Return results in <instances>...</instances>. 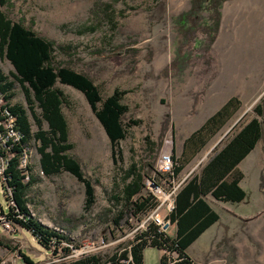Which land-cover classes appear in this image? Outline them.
Segmentation results:
<instances>
[{"label":"rangeland","instance_id":"rangeland-1","mask_svg":"<svg viewBox=\"0 0 264 264\" xmlns=\"http://www.w3.org/2000/svg\"><path fill=\"white\" fill-rule=\"evenodd\" d=\"M95 1L9 0L10 9H6L12 20L38 36L56 44L77 46L75 56L59 57L57 61L90 77L102 95H109L115 88L127 91L122 102L127 107L124 118L140 121V125L127 128L126 139L118 144L120 159L113 157L102 128L81 94L55 84L69 104L61 110L72 146L67 153L78 160L83 174L92 181L94 213L110 206L111 196L120 191L132 166L155 178L154 166L158 167L161 154L170 156L171 148L178 150L188 121L212 113L228 98L235 97L239 109L184 167L177 182L197 172L252 117V109L264 98V0L222 3L217 31L210 37L209 10L190 8V0H129L128 6L139 7L127 11L126 18L119 21L112 47L101 43L98 33L76 36L70 30L88 23ZM94 50L100 52L92 53ZM0 72L11 79L12 68L1 57ZM10 102L26 109L18 85ZM33 150L29 161L37 173L38 156ZM244 174L241 186L246 196L241 203L211 204L218 221L187 249L196 263L264 264V166L259 176L251 169ZM37 180L27 194L32 214L42 225L64 230L68 241H62L57 254L51 255L28 233L0 223V237L8 246H0V264H25L21 255L33 264H62L66 256L79 251L104 261L114 252L125 250L134 233L153 220H159L161 230L173 235L174 228L163 222L168 202L159 196L155 199L148 180L144 182L145 189L159 208L121 230L99 226L94 240L90 237L92 228L85 227L90 224L74 227L64 221L80 216L82 185L64 172L49 178L39 176ZM158 184L168 193L165 182ZM4 205L0 191V206ZM61 248L68 251L62 252ZM143 264H158L155 249H144Z\"/></svg>","mask_w":264,"mask_h":264},{"label":"trees","instance_id":"trees-1","mask_svg":"<svg viewBox=\"0 0 264 264\" xmlns=\"http://www.w3.org/2000/svg\"><path fill=\"white\" fill-rule=\"evenodd\" d=\"M101 1L93 3L87 24L70 30L76 36L98 33L101 36L99 41L112 47L119 21L126 18L127 11H134L139 6H128L129 0ZM225 1L229 0L189 1L190 8L209 10V37L217 31L218 10ZM116 4H120L121 8H115ZM6 9H10L9 0H0V57L8 62L13 71L11 79L0 72V95L5 102L0 112H6L12 119L11 131L17 138L6 140L0 150V157L5 160L0 175V191L5 202L3 208L0 206V223L2 221L11 229L28 233L38 246L53 253L51 255L57 254L59 245L62 241H68V237L61 228L52 229L42 225L32 214L27 194L39 176L49 178L64 172L82 185L81 214L75 219L64 221L74 227L78 224H90L85 227L92 228L90 237L94 240L97 237V227L121 230L153 210L157 202L145 189V180L153 185H158L160 180H166L168 185L169 181H178L184 167L240 107L235 97L228 98L183 140L178 156L174 155L171 148L172 167L168 174H157L153 168L155 178H150L132 166L124 176L120 191L111 196L110 206L94 213L92 181L85 177L78 160L67 153L72 146L68 142L67 126L61 110L69 107V104L67 98L54 86L57 83L81 94L102 128L113 157L120 159L118 144L126 139L127 128L140 125V121L124 118L127 107L122 102L127 91L115 88L109 95H102L90 77L57 61L59 57L69 59L75 56L77 46L69 43L56 44L38 36L31 28L25 27L18 20H12ZM99 52L100 50L92 51L96 54ZM16 85L21 88L26 109L10 102ZM0 117L6 119L4 113ZM32 125L35 128L33 131ZM263 127L264 98L252 109V117L241 124L197 172L191 173L180 183L172 198V208L163 217V222L174 228L172 236L150 221L134 233L122 252H114L104 261L85 253L68 264H143L145 248L157 251L158 264H198L187 254V249L218 221L217 213L210 207L211 200L237 204L244 199L245 193L238 185L242 175L236 166L252 151L261 138ZM32 149L38 156L37 173H34L29 161ZM23 155L26 163L21 167L19 163ZM0 246L8 248L2 237ZM60 250L65 253L68 251L66 248ZM21 257L25 264H32L28 257Z\"/></svg>","mask_w":264,"mask_h":264},{"label":"built area","instance_id":"built-area-1","mask_svg":"<svg viewBox=\"0 0 264 264\" xmlns=\"http://www.w3.org/2000/svg\"><path fill=\"white\" fill-rule=\"evenodd\" d=\"M5 105V102L2 99V96L0 95V110H2V106ZM5 114L6 115V119L3 120V118L0 117V150H2V148L4 147V142L8 139H13L16 140L17 136L14 132L11 131V127H12V119L9 118L7 116V113L4 111H1L0 114ZM26 163V157L25 155H23L20 159V163L19 165L21 167H24ZM5 164V160L3 158L0 157V175L3 172L4 169V165ZM172 167V162L170 160V156L168 155H162L160 156L159 159V165L156 168V166H154L155 168V172L157 174H168L171 170ZM162 182H165L166 180H160ZM181 182H175V181H169V185L167 183H165L168 187H169V191L168 193L164 190H162V188L160 187V185H153L151 187V192L153 193V195L155 196V199L158 200V196L162 197L163 200L165 202H168L167 207L165 206L167 212L172 208V198L177 190V188L179 187ZM159 206L157 204L156 209H158ZM155 209V208H154ZM1 220V218H0ZM153 222L157 225H160V221L159 220H153ZM1 224H3L5 227L6 225L1 221ZM57 230V229H56ZM85 254L84 252L81 253V251L77 252L76 254L72 255V256H66L64 258V264H68L70 261L76 259L78 256ZM33 264V262H32ZM37 264H48V262H37Z\"/></svg>","mask_w":264,"mask_h":264},{"label":"crops","instance_id":"crops-1","mask_svg":"<svg viewBox=\"0 0 264 264\" xmlns=\"http://www.w3.org/2000/svg\"><path fill=\"white\" fill-rule=\"evenodd\" d=\"M222 104H220L212 113L207 114V115H200L198 116L197 119H195L194 121H188V129L187 132L185 134L182 135V138L179 142V147L178 150L177 148H174V155L178 156L181 152V146H182V142L185 138H187L194 130H196L210 115H212ZM196 156V155H195ZM206 162V161H205ZM260 163H261V167L262 164L264 166V136H263V129H262V133H261V138L257 141V143L255 144L254 148L252 149V151H250V153L244 158L242 159L238 165L236 166L238 171L241 173L242 175V179L240 180V182L238 183L239 187L242 189L241 183L244 180L245 174L244 171L247 170H252L256 172V175L259 176L261 167H260ZM187 178V177H186ZM184 178L182 180V182L186 179ZM258 180V177H257ZM244 192V191H243ZM246 196V195H245ZM245 198V197H244ZM244 200V199H243ZM242 200V201H243ZM241 201V202H242ZM240 202V203H241ZM212 203H219V204H225V205H236V204H229V203H220V202H216L211 200L210 201V207L211 209L214 211V209L212 208L211 204ZM239 203H237L238 205ZM215 212V211H214ZM216 213V212H215Z\"/></svg>","mask_w":264,"mask_h":264}]
</instances>
